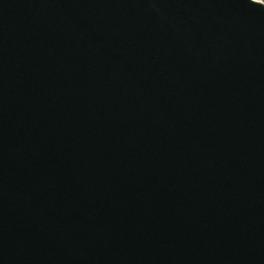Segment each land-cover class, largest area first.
Listing matches in <instances>:
<instances>
[{
	"label": "water",
	"instance_id": "1",
	"mask_svg": "<svg viewBox=\"0 0 264 264\" xmlns=\"http://www.w3.org/2000/svg\"><path fill=\"white\" fill-rule=\"evenodd\" d=\"M0 264H264V0H0Z\"/></svg>",
	"mask_w": 264,
	"mask_h": 264
}]
</instances>
